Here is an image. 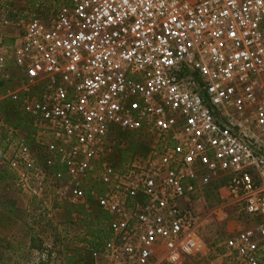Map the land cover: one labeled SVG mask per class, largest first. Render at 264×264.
<instances>
[{
	"label": "built area",
	"instance_id": "1",
	"mask_svg": "<svg viewBox=\"0 0 264 264\" xmlns=\"http://www.w3.org/2000/svg\"><path fill=\"white\" fill-rule=\"evenodd\" d=\"M38 6L0 23L19 27L10 54L22 73L3 98L25 91L33 127L28 142L0 113V203L8 186L94 200L112 218L91 264H264V0ZM5 47L0 30V68ZM117 128L147 130L154 148L112 164ZM211 177L249 221L214 247L193 202Z\"/></svg>",
	"mask_w": 264,
	"mask_h": 264
},
{
	"label": "rangeland",
	"instance_id": "2",
	"mask_svg": "<svg viewBox=\"0 0 264 264\" xmlns=\"http://www.w3.org/2000/svg\"><path fill=\"white\" fill-rule=\"evenodd\" d=\"M42 2L46 0H0V23L5 17L18 22L42 14L41 6H38ZM0 27L6 43L5 51L8 52L7 64L0 68V83L3 84L0 86L1 100L6 91L21 83L22 73L10 54L19 27L16 24L6 27L0 24ZM0 113L5 117L1 107ZM135 144L145 145L147 149L139 147L138 151H134ZM154 144L155 138L147 130L134 131L126 137L112 134L107 143L106 160L113 162L110 156L116 146L126 148L124 164L135 156L149 153ZM39 152L41 156L44 154L41 150ZM61 168L65 170L64 166ZM3 175H8V171H3ZM101 186L102 183L99 188ZM222 186L221 182L211 177L193 200L200 216V233L208 247L216 246L249 223L239 204L227 196ZM10 199L15 204L4 206L3 203L10 202ZM1 201L0 264H37L43 259L48 260L49 264H72V257L78 254L90 259L89 248L92 244L103 241L109 235L108 224L112 215L101 209L96 202L84 206L87 213L74 206L71 219L64 222L65 205H62L63 202L58 204L60 202L55 200L52 192L44 198H31L15 187L8 186L3 191ZM186 264L206 262L204 256L199 254L191 257Z\"/></svg>",
	"mask_w": 264,
	"mask_h": 264
},
{
	"label": "trees",
	"instance_id": "3",
	"mask_svg": "<svg viewBox=\"0 0 264 264\" xmlns=\"http://www.w3.org/2000/svg\"><path fill=\"white\" fill-rule=\"evenodd\" d=\"M36 1V0H33ZM3 84L0 83V86H2ZM24 94H26L25 91H22L18 94V96L16 98H13L11 96L9 97H5L2 98L0 100V107L4 109V114L6 117V120L14 127L16 128H20L22 130H24L27 133V140L28 142H32V133H33V127H32V120L30 118V116L24 112L23 110V96ZM133 134L134 131H129V130H123L120 128H117L112 134H115L118 137H126L129 134ZM139 147H141L143 150H146L147 147L145 145H140V144H135L134 146V151H138ZM108 158V157H107ZM110 158L112 159L113 162H111L112 164L116 165V166H121L123 165V161L126 160V148H121L116 146L114 151L111 153ZM3 175V173H2ZM1 175V176H2ZM11 200V199H10ZM92 202H95L94 200H92L91 198L87 199L86 203H79V204H75L73 202H69V201H65L62 203H58V204H62L65 205V210H64V217H65V221H68L71 219V212L72 210H74V206L79 207V211H82L84 213H87L86 211H84V206L86 204H91ZM9 204L10 206H13L15 204L14 201H10L8 203L4 202L3 205H7ZM69 205V206H67ZM103 243V241L100 240V242L92 244L93 246L91 247H97L99 245H101ZM37 264H49L48 260H40ZM72 264H91V259H89V257H84L81 254L75 255L74 257H72Z\"/></svg>",
	"mask_w": 264,
	"mask_h": 264
},
{
	"label": "crops",
	"instance_id": "4",
	"mask_svg": "<svg viewBox=\"0 0 264 264\" xmlns=\"http://www.w3.org/2000/svg\"><path fill=\"white\" fill-rule=\"evenodd\" d=\"M90 259H91V256H90Z\"/></svg>",
	"mask_w": 264,
	"mask_h": 264
}]
</instances>
